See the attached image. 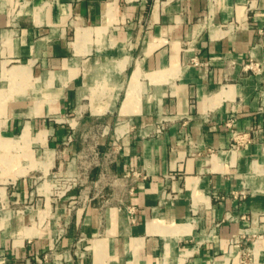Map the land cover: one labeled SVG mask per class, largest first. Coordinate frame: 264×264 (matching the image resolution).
<instances>
[{
    "label": "crops",
    "instance_id": "crops-1",
    "mask_svg": "<svg viewBox=\"0 0 264 264\" xmlns=\"http://www.w3.org/2000/svg\"><path fill=\"white\" fill-rule=\"evenodd\" d=\"M241 260L264 264V0H0V264Z\"/></svg>",
    "mask_w": 264,
    "mask_h": 264
},
{
    "label": "built area",
    "instance_id": "built-area-1",
    "mask_svg": "<svg viewBox=\"0 0 264 264\" xmlns=\"http://www.w3.org/2000/svg\"><path fill=\"white\" fill-rule=\"evenodd\" d=\"M247 67H248V69L252 70L253 72H257V71H259V69H260V64L254 62L253 60H251L250 63L247 65ZM234 126H235V119H233V118L228 119V120L226 121V123H225V127H226L227 129H230L232 132H235V130H234ZM237 138H238V137H236L235 139L237 140ZM237 143H238V142H237ZM119 148H120L119 144H118L117 142H115V143L113 144L112 151L106 153V158H110L112 155H114L115 153H117L118 150H119ZM96 154H97V151H96ZM106 178H107V173H106V172H102V173L100 174V179H99V181L96 182V183L94 184V187L97 188V189L100 188V190H102V189H101V187H102L101 185H105L106 187H109V186H110V187H113V186H115V185H118V181H119L118 179L120 178L121 180L124 181V184L127 185V188H128V194H132L133 191H134V189H135V185H136V183H137L140 179L144 178V176H142V174H141L139 171H137V170H133L132 172H129V173L126 174L125 176H123V177H119V178H116V179L111 180V181L106 180ZM68 181H69V180H68ZM68 181H65L64 183H66V182H68ZM102 188H103V187H102ZM98 193H99V192H98ZM97 196H98V194H97L94 198H96ZM87 198H89V200H92V199H93V198H90L89 196H87ZM126 208H127L128 213H129V215H130V219L133 221L134 219H133L132 215H133V213H134V207H132V206H127ZM244 253H245V252H244ZM245 254H247V255L249 256V253H248V252H246ZM240 263H241V264H247V260H241Z\"/></svg>",
    "mask_w": 264,
    "mask_h": 264
},
{
    "label": "rangeland",
    "instance_id": "rangeland-1",
    "mask_svg": "<svg viewBox=\"0 0 264 264\" xmlns=\"http://www.w3.org/2000/svg\"><path fill=\"white\" fill-rule=\"evenodd\" d=\"M85 152V154L83 155V156H87V160L89 159V150L87 149V150H85L84 151ZM60 187V186H59Z\"/></svg>",
    "mask_w": 264,
    "mask_h": 264
}]
</instances>
